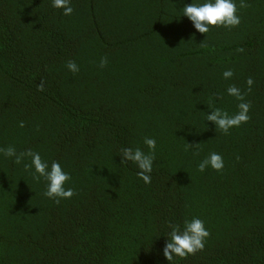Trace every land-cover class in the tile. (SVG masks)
Here are the masks:
<instances>
[{"label":"trees","instance_id":"trees-1","mask_svg":"<svg viewBox=\"0 0 264 264\" xmlns=\"http://www.w3.org/2000/svg\"><path fill=\"white\" fill-rule=\"evenodd\" d=\"M190 3L71 0L64 16L0 0V149L60 162L75 190L57 203L30 158L0 152V264H170L169 225L192 217L205 248L172 264H264V0H236L241 24L206 34L182 17ZM232 85L250 119L225 133L207 114L239 111ZM145 137L151 183L120 156L149 152ZM212 152L223 169L199 171Z\"/></svg>","mask_w":264,"mask_h":264},{"label":"clouds","instance_id":"clouds-1","mask_svg":"<svg viewBox=\"0 0 264 264\" xmlns=\"http://www.w3.org/2000/svg\"><path fill=\"white\" fill-rule=\"evenodd\" d=\"M52 6L57 9H62L64 16H71L74 9L71 0H52ZM182 17H187L193 27L199 32L206 34L213 26L225 28L238 27L241 24V16L239 15L236 0H192V3L185 4L181 9ZM243 51V49H240ZM107 63L106 59L101 60V66ZM67 67L72 72L79 71V66L75 61H68ZM234 75L232 70H225L223 77L230 79ZM254 81L250 77L247 80L249 87ZM227 93L230 96L236 97L241 101L238 105L239 111L230 115L228 112L220 108H212L207 114V121L214 122L216 127L228 133L233 127H239L246 123L249 119L251 105L245 101L244 94L241 90L232 85L227 88ZM24 127L23 121L19 124ZM144 144L148 147L149 152L143 151L141 148L125 147L121 150L122 163L127 161L133 162L139 169L137 175L145 183H151V173L155 162V149L157 141L152 137H145ZM5 157L14 158L16 164L22 163L25 157L30 158L31 163L25 164L26 169H34L33 176L35 179L44 177L47 181L45 195L56 200L57 203L61 199H70L75 195V190L71 187H66L67 182L71 180L68 172L64 171L62 165L58 161H53L49 165L42 159L38 152L28 150L26 152L17 153L15 147L9 146L0 149ZM215 170H222L224 167L223 157L216 152H212L198 164V169L204 172L208 167ZM38 174V175H37ZM171 232L167 235L168 239L165 243L163 254L164 257L172 264L176 257L184 258L197 251H202L205 248L207 238L210 232L207 229L205 222L199 217L186 219L183 227L178 224H170Z\"/></svg>","mask_w":264,"mask_h":264}]
</instances>
